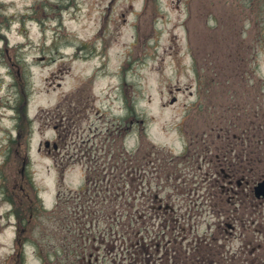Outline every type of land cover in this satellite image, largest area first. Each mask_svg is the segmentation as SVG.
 Listing matches in <instances>:
<instances>
[{
  "label": "rangeland",
  "instance_id": "374dc122",
  "mask_svg": "<svg viewBox=\"0 0 264 264\" xmlns=\"http://www.w3.org/2000/svg\"><path fill=\"white\" fill-rule=\"evenodd\" d=\"M0 15V264H69L75 256V240L64 241L71 234L63 214L41 207L55 206L57 189L84 185L83 171L70 156L62 159L66 172L60 182L61 168L52 156L59 151L44 148L55 127L63 128L61 141H67L66 148L59 143L60 154L70 147L76 156L92 141L101 148L104 130L131 112L134 121L120 123L123 133L133 130L123 135L129 145L135 135L139 140L146 134L158 146L179 148L186 143L179 128L187 118L186 129L195 123L198 131L208 130L203 120L218 111L224 85L233 89L220 105L241 91L253 97L245 98L248 103L264 105V0H0ZM233 40L245 41L240 53ZM226 62L246 73L225 81L219 70ZM196 104L186 116L187 105ZM107 139L119 144L122 137L113 132ZM180 170L187 175L185 189L166 187L167 181L161 195L171 193L168 203L185 219L193 212L200 232L212 229L217 213L211 194L201 176L192 178L189 162ZM195 199L196 211L190 210ZM104 206L111 211L114 202ZM100 218L101 228L108 227L110 219ZM257 223L253 234L239 222L227 228V255L249 249L256 259L264 253V218ZM252 235L251 247L243 248Z\"/></svg>",
  "mask_w": 264,
  "mask_h": 264
},
{
  "label": "flooded vegetation",
  "instance_id": "af4514ba",
  "mask_svg": "<svg viewBox=\"0 0 264 264\" xmlns=\"http://www.w3.org/2000/svg\"><path fill=\"white\" fill-rule=\"evenodd\" d=\"M213 105H210V108ZM216 107V105L214 106ZM218 111H213L212 117L210 118V125L208 128V138L211 139L214 145V149L219 148L222 155L219 153H210L208 149V145L205 143V139H207L206 131H198L196 125L191 128L187 133L186 143L184 145L185 154L190 157L195 154L196 159L192 163L193 166L197 164L207 163V171L205 179L203 181V186L205 188V193L209 191L211 194L212 204L215 207L217 218L213 223V227L211 229V233L207 237V243L205 246H209L211 244L210 239L216 238H224L223 241H227V236L224 234V231L229 227L231 230H234L236 227V222L240 221V227L248 232L254 233V231H258V223L255 225L254 223L260 222L264 216L261 214V208L264 205L263 198H257L254 193L255 183L260 180L264 173L262 172L259 165H261L263 157L262 153L259 152V148L256 144L254 146L251 144L253 140L251 138L256 136L258 130V117L259 111L257 109L249 112L246 121H249L252 128H248L245 123L238 131L233 132L230 123L227 120H220L217 118ZM232 120H238L237 118H233ZM241 121V119H239ZM245 121V122H246ZM218 123V127H215L214 124ZM218 129L216 134H213V131ZM247 131H250L249 135ZM190 132V133H189ZM217 136V138L222 141V144H215L213 137ZM202 141L199 143V140ZM238 145H240L242 152L244 153V157H249L250 154H255L256 157L248 161V159H243V165L236 162L234 158L231 159L230 151L238 150ZM220 146V147H219ZM141 148L138 145V152ZM143 156L146 157L149 155V151H143ZM238 155V153H237ZM217 163H219V168L217 170ZM210 166L217 173H210ZM168 195L164 197L162 195H156L151 198L147 203L153 206H157V209L163 214V222L162 225L166 229L167 222L169 219H173L176 216L177 209H174V203H168ZM223 199H225L223 201ZM249 210L250 212H246ZM260 212V214H259ZM261 215V217L259 216ZM254 227V228H251ZM264 230V225L263 229ZM177 234L172 231L170 232V238L168 239L167 245L171 247L180 246L181 242L177 241ZM197 239V241H196ZM199 236L195 235L192 237V240L188 243V247L193 249L195 252H200L202 245L198 241ZM246 241V240H245ZM253 241V239H252ZM203 242H205L203 240ZM165 246V252L167 253L168 246Z\"/></svg>",
  "mask_w": 264,
  "mask_h": 264
},
{
  "label": "trees",
  "instance_id": "16d2710c",
  "mask_svg": "<svg viewBox=\"0 0 264 264\" xmlns=\"http://www.w3.org/2000/svg\"><path fill=\"white\" fill-rule=\"evenodd\" d=\"M0 19H1V15H0ZM1 26L2 25H0V27ZM244 43H245V41H238V40L236 41V40H233V43L232 44L236 47L237 53L238 52L239 53L241 52V49H242ZM249 46H251V45H249ZM249 46H247V47H249ZM251 48H253V46H251ZM225 53H226V55L228 57L229 52H225ZM242 60L243 59H240L239 58V61H242ZM208 63L210 64L209 61H208ZM218 64L219 63L217 62L216 65H218ZM220 69H221L220 71L222 73H224V75H226V80L227 81L229 80L230 77H238L242 73H246L245 70H243L244 69L243 66H238L237 65V66L232 67L230 65V62L224 63L223 66H220ZM245 94H247L245 91L238 92L237 97L234 98L227 105H250V103H246V101L244 100L245 99V97H244ZM232 108H235V107H232ZM261 117L263 118V122H260V124H263V128H264V115H262ZM234 123H235L234 120H231L230 121V125L232 127L235 126ZM248 123H250V122H248ZM248 125H250V124H248ZM235 127H237V126H235ZM258 136H261V137H259L258 140L255 141V143L258 144L259 146H262L264 148V134L263 135H258ZM261 152L262 151H259V152L257 151V153H261ZM253 153H255V154H253V155L250 154L249 157L244 158V159H248V161L253 160L256 157L255 156L256 155V152H253ZM242 158L243 157H240V154H239L237 156V158H236L237 159L236 162H238V163H240V164L243 165V159ZM101 198L103 199V198H106V197L103 196ZM82 199H85V200L87 199L86 192H82L80 200H82ZM66 203H67V201H66ZM79 205H80L81 208H77L76 211H73V209H72V210H70L71 211V213H70V211L68 210V206H65V208L62 207V209H61V208H59L60 205L58 203L57 208H56L55 211L48 212V214H50V215H53L56 212L58 214H63L61 220H64V219L66 220V223H67L68 228H69V232L76 233L77 235L82 234L84 236V238H78V237L72 235V236H68V238H67V235H64L63 236L64 237V241L66 240L69 243L71 242V240H75L76 242H78L81 239H82V241L85 242V238H87V235H84V232L86 233V231H87L86 230V226L89 225L91 222H93V221H95V220L98 219L97 216H96V213H97L96 212V209L95 208L90 209L91 208V205H89V206L88 205H85V204H79ZM86 207H89V208H86ZM63 210H65V211L63 212ZM83 215L86 218H84ZM83 236H81V237H83ZM135 239H137V238H135ZM129 244H132V243L130 242ZM106 245H108L110 247L113 246L112 243H108ZM143 253H146V256H145V258L143 260V264H148V256L147 255L149 253L148 252H143ZM73 254L75 256L70 257L71 260H70V263L69 264H81L85 260L84 257L87 258L90 253L87 252V251H85V249H83V248L82 249L80 248V250H77V248H76V250L73 251ZM46 257L48 259L50 256L47 255ZM45 258L43 260H45ZM51 258H54V256L52 255ZM245 259H246L247 263L249 262L250 264L251 263L253 264V261L252 260H254V264H264V253L259 254L258 257L255 259V258L250 257V255H249V253L247 251V255H246ZM40 260H42V258ZM141 264H142V259H141ZM150 264H152V263H150Z\"/></svg>",
  "mask_w": 264,
  "mask_h": 264
},
{
  "label": "water",
  "instance_id": "95a60500",
  "mask_svg": "<svg viewBox=\"0 0 264 264\" xmlns=\"http://www.w3.org/2000/svg\"><path fill=\"white\" fill-rule=\"evenodd\" d=\"M256 194L264 196V180H262L255 189Z\"/></svg>",
  "mask_w": 264,
  "mask_h": 264
}]
</instances>
